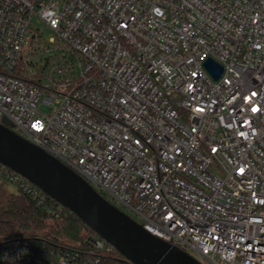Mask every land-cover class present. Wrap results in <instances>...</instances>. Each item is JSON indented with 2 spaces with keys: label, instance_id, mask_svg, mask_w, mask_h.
<instances>
[{
  "label": "built area",
  "instance_id": "obj_1",
  "mask_svg": "<svg viewBox=\"0 0 264 264\" xmlns=\"http://www.w3.org/2000/svg\"><path fill=\"white\" fill-rule=\"evenodd\" d=\"M34 18L61 43L39 70ZM5 119L175 249L264 264V0H0ZM0 175L36 192L2 163ZM116 252L100 236L75 248L15 238L0 241V264Z\"/></svg>",
  "mask_w": 264,
  "mask_h": 264
},
{
  "label": "water",
  "instance_id": "obj_2",
  "mask_svg": "<svg viewBox=\"0 0 264 264\" xmlns=\"http://www.w3.org/2000/svg\"><path fill=\"white\" fill-rule=\"evenodd\" d=\"M205 66L215 79L222 76L223 67L216 61L209 59ZM0 163L77 215L126 260L134 264H202L150 234L84 178L14 132L6 119L0 123Z\"/></svg>",
  "mask_w": 264,
  "mask_h": 264
},
{
  "label": "trees",
  "instance_id": "obj_3",
  "mask_svg": "<svg viewBox=\"0 0 264 264\" xmlns=\"http://www.w3.org/2000/svg\"><path fill=\"white\" fill-rule=\"evenodd\" d=\"M0 175V241L15 238L36 239L64 248L83 247L90 238L99 236L77 215L36 188L34 194L20 187L17 193L6 190ZM118 209L136 219L122 206L109 200ZM108 257V264L122 263L120 252Z\"/></svg>",
  "mask_w": 264,
  "mask_h": 264
},
{
  "label": "rangeland",
  "instance_id": "obj_4",
  "mask_svg": "<svg viewBox=\"0 0 264 264\" xmlns=\"http://www.w3.org/2000/svg\"><path fill=\"white\" fill-rule=\"evenodd\" d=\"M33 28L35 31L38 30L40 32V35L38 37L39 42L37 43V41L31 40V44L37 43L42 46L38 48L35 54L29 57V61L34 63L33 68L35 70H39L44 68L47 59H49L50 55H52V53L50 54L49 52L44 50L45 47L51 45V47L53 48L57 45H60L61 43L57 41V45L52 44L51 41L56 38L55 33L51 31L48 27H46L44 24L40 23L36 18L33 19ZM34 30L31 31V38ZM42 110L46 111L45 107H43ZM1 183H4L6 190L9 193H17L19 190L18 186L9 179H2Z\"/></svg>",
  "mask_w": 264,
  "mask_h": 264
},
{
  "label": "snow or ice",
  "instance_id": "obj_5",
  "mask_svg": "<svg viewBox=\"0 0 264 264\" xmlns=\"http://www.w3.org/2000/svg\"><path fill=\"white\" fill-rule=\"evenodd\" d=\"M253 95H255V93H253ZM253 111H257V109L253 108ZM35 126H38V125H34V127H35Z\"/></svg>",
  "mask_w": 264,
  "mask_h": 264
}]
</instances>
